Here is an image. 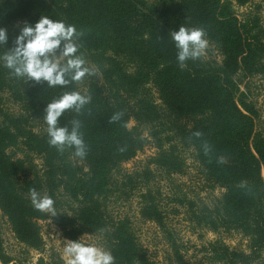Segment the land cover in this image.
<instances>
[{"label": "trees", "instance_id": "16d2710c", "mask_svg": "<svg viewBox=\"0 0 264 264\" xmlns=\"http://www.w3.org/2000/svg\"><path fill=\"white\" fill-rule=\"evenodd\" d=\"M235 1L253 3L258 12L264 7V0ZM232 10L222 0H164L161 11L148 13L139 10L138 0H0V27L8 31L0 57L22 27L48 16L83 33L77 54L90 58L96 71L67 86L47 87L15 77L0 60V102L17 108L0 107V210L20 243L39 248L36 223L47 218L70 239L84 230L100 235L115 264H159L147 256L130 220L115 217L109 207L113 195L128 197L127 191L135 189L140 219L164 235H170L163 206L168 200L173 212H180L176 206L184 209L193 228L247 238V252L231 250L220 240L209 242L203 250L213 264H259L264 126H258L249 82L264 77V21L257 12L240 20ZM181 26L203 29L221 61L200 56L181 68L171 40ZM73 91L90 96V102L79 113L65 111L59 125L71 130L73 120L80 122L86 145L82 158L73 148L51 147L43 119L47 104ZM131 119L138 125L128 129ZM153 122L151 136L161 135L156 142L168 146L158 147L155 170L168 178L181 173L185 160L180 152L191 150L205 183L223 190L220 199L196 203L181 190L164 197L150 185L154 171L121 174L122 165L143 147L141 127ZM33 189L53 199L54 217L34 208ZM171 247L183 264L174 240ZM12 262L3 252L0 229V264Z\"/></svg>", "mask_w": 264, "mask_h": 264}, {"label": "rangeland", "instance_id": "374dc122", "mask_svg": "<svg viewBox=\"0 0 264 264\" xmlns=\"http://www.w3.org/2000/svg\"><path fill=\"white\" fill-rule=\"evenodd\" d=\"M229 2L232 11L242 20L248 13L257 12L262 21H264V7L258 12L256 11L253 3L239 5L235 0H222ZM139 10L144 13L150 11L159 12L163 8L164 0H138ZM259 0H254V3ZM204 61H221V55L214 45L208 42V46L204 53L201 55ZM86 65L92 67L90 58H87ZM99 79V78H98ZM242 91H245L243 86ZM83 86L79 85V90ZM153 97L157 96L153 94ZM249 97L255 104L256 109L260 115L259 127L264 126V77H255L249 82ZM158 104V102H155ZM0 107L10 111H16V106L2 100ZM138 125L135 119H131L127 127L132 129ZM155 125L149 123L141 127V137L145 140L142 149L137 151L136 156L127 163L122 165L121 174H138L146 169L155 172V178L150 179V185L154 189H160L165 197L172 195L174 192L181 190V193H186L188 198L194 200L196 203L203 202L206 204H213L215 199H220L223 190L211 189L201 174L199 165L193 158L191 150H182L179 152L185 160L183 171L181 173L172 175L168 178L162 173L156 171V165L152 163L153 158L158 152V147L166 148L165 144L156 142V139H162L159 135L156 139L151 136V126ZM36 164L40 162L35 161ZM116 178H120L116 176ZM127 191L128 197L122 195H113L109 200V207L112 209V214L120 219L126 217L132 223L135 235L147 253V256L154 262L159 264H179L177 256L171 247L172 241H175L178 255L181 257L183 264H213L207 259L204 253L205 247L211 241L220 240L227 245L231 250L248 251V240L241 234L234 231L225 232L221 230L218 233L208 231L197 225L193 228L190 225L189 216L185 214L184 209H178V213L173 212L175 207L169 203L168 200L163 201L164 210L166 211V229L170 235H164L158 227L153 223L143 222L138 214L139 198L133 193ZM43 196L44 194H40ZM116 201V202H114ZM46 213V212H44ZM49 214V213H47ZM38 237L42 245L39 248H33L30 245L22 244L18 241L13 234L8 222L0 210V229L3 240V252L11 260L12 264H67V258L64 255V248L67 241L80 240L81 243L96 245L103 247L100 235L84 230L81 234L76 235L74 238H68L60 227L55 225L50 219H43L37 221ZM77 229V228H76ZM74 233V232H73ZM105 249V248H104ZM259 264H264V251L258 260Z\"/></svg>", "mask_w": 264, "mask_h": 264}, {"label": "clouds", "instance_id": "9594fccd", "mask_svg": "<svg viewBox=\"0 0 264 264\" xmlns=\"http://www.w3.org/2000/svg\"><path fill=\"white\" fill-rule=\"evenodd\" d=\"M83 35L74 25L41 16L34 25H25L13 41V47L0 57L3 67L17 78L28 82H46L47 87L67 86L79 82L86 76H95L96 71L86 66L82 55H78V39ZM201 28L179 27L171 33L177 49V62L181 68L188 60L198 59L206 50L208 41ZM8 42V31L0 27V46ZM91 97L79 92H66L47 104L43 119L47 125L48 143L58 151L73 148L74 155L84 157L86 145L80 133V122L73 120L71 130L59 125V118L67 110L77 113L90 102ZM119 114L112 117L118 120ZM199 135V133H196ZM35 209L55 216L54 201L41 196L35 189L30 193ZM67 264H115L110 251L92 244L67 241L64 248Z\"/></svg>", "mask_w": 264, "mask_h": 264}]
</instances>
